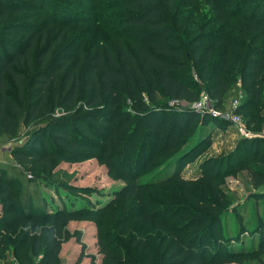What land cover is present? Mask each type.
<instances>
[{
	"label": "trees",
	"instance_id": "16d2710c",
	"mask_svg": "<svg viewBox=\"0 0 264 264\" xmlns=\"http://www.w3.org/2000/svg\"><path fill=\"white\" fill-rule=\"evenodd\" d=\"M80 1L94 15L64 0H0V137L12 140L21 124L43 120L53 144L42 137L29 152L12 147L6 154L19 163L34 160L47 172L52 162L84 159L96 149L125 185L101 209L48 212L32 201L29 186L25 202L20 199L21 179L14 170L1 173L0 250L11 251L20 264H61L66 225L92 220L100 264H264V212H256L257 202L243 204L252 207L245 220V207L231 208L232 199L216 185L180 195L174 184L187 181L179 172L158 179L168 170H160L164 156L165 166H183L185 157L200 154L207 144L198 137L187 155L174 159L181 145L191 142L199 113L172 109L167 99L191 105L206 91L219 110L239 84L236 112L248 114L252 125L262 122L257 118L264 110V0ZM32 10L43 23L34 20ZM116 10L123 13L117 32L130 43L117 51L105 44L84 66L89 32L102 26L101 13ZM84 22L91 27L76 34L74 44L58 49L61 35L44 40L52 26L68 36L73 25L81 28ZM75 55L80 59L74 61ZM194 76L202 80L199 85ZM127 102L132 109H125ZM250 142L256 139L244 141L243 148ZM246 159L238 169L250 171L263 186L264 156ZM218 177L206 169L202 180ZM249 233L259 240H240ZM235 240L238 251L231 244Z\"/></svg>",
	"mask_w": 264,
	"mask_h": 264
},
{
	"label": "rangeland",
	"instance_id": "374dc122",
	"mask_svg": "<svg viewBox=\"0 0 264 264\" xmlns=\"http://www.w3.org/2000/svg\"><path fill=\"white\" fill-rule=\"evenodd\" d=\"M64 1L68 4L70 2L74 9H79L83 13L90 15H94L95 13L86 2L80 1L81 3H76L77 0ZM114 2L115 0L111 1L109 5H112ZM30 13L34 14V20L43 23V20L36 16L38 12L32 10ZM122 14L121 10L100 14L102 26L93 25L84 43V66L102 47L103 49L105 48V44L117 51L122 45L130 43L126 38H123L124 36H122L121 32H117V18ZM88 25L86 22L80 24L81 28H77L78 26L74 27L73 25L71 30L67 31L68 36H66V31L62 27L58 25L52 26L46 33L44 40L61 35L62 42L58 49L63 46L65 47L68 43L74 44L77 41L76 34H80L84 31L83 29L87 30L91 27ZM40 38H42L41 35H39L38 39ZM74 59V61L79 60L80 55H75ZM194 81L198 85L202 82L197 76H194ZM238 87H240L239 84L232 88L221 109L216 111L214 102L208 100L209 103L205 104L204 111H195L199 113L193 126L196 131L192 136H188V141L191 142L183 143L174 159L187 155V151L198 141V137H202L207 142L204 150L197 155H188L189 160H186L187 158L185 157L183 161L186 162H184L183 166L179 164L170 167L165 166V161L167 162L169 158L166 159L167 156H164L160 170H168L158 179L163 180L166 179V176L172 175L173 172H179L180 176L188 183V185L187 183L185 185L181 183L174 184L175 193L180 195L187 191L200 193L201 190L206 189L205 187L211 184L216 185L219 191H222L227 198L232 199L231 208L240 205L245 207L242 209V216L247 220L250 218V214H252V207L243 204L248 201L250 205L257 202V206H255L256 212H264V198L260 200L254 198L257 195H264V185H257L256 179L253 178L250 171L238 168L251 155L259 153L261 156H264V110L260 112L261 114L257 118L258 121L261 120L262 122L257 125L250 124L248 114L237 113L236 110L241 100V91H239ZM87 94L89 96L90 91ZM206 97H209L208 93L202 91L201 98L205 99ZM145 100L148 101V97L145 96ZM163 100L165 99L159 96V103H164ZM129 104L127 102L125 109H132ZM165 104L178 111L192 110L190 108L191 105L187 103H176L174 105L171 104V100L167 99ZM206 115L210 116V118L204 124L202 119ZM234 117H238V119L236 120ZM135 121L132 125H134ZM44 125L45 122L43 120H36L29 127L21 124L17 136L12 140H9L5 136L0 137V145L9 143L7 145L19 147L20 151H28L31 144L39 141L42 137H45L47 141H51V137L47 130L44 129ZM248 139L253 141L256 139V142H250L246 145V148H243V142ZM208 142L210 143L208 144ZM51 143L53 144V141ZM93 150L90 149L86 152L84 159L77 156H67L70 159L68 161L64 159L52 162L51 168L47 172H44L45 168L43 166L34 164V160L19 163L12 154H5L0 156V174H7L11 170H14L21 179L19 183L20 199L25 202L26 188L29 186L31 188L30 193H33L34 197L32 201H35V204H40L41 208L48 212H55L66 207H73L74 209L83 211H87L88 209L98 210L108 205L114 199L115 193L125 185V182L122 179L115 178L109 171V168L101 162V152H96V149ZM249 162L252 164L251 161ZM255 167L258 169V165L255 164ZM206 169L211 171V173H219V177L212 181V183L206 179L202 180ZM261 175L264 174L260 173ZM44 177H48L50 180ZM67 187L76 188L77 192L71 191ZM161 193L166 196L165 191ZM187 195L189 194L187 193ZM0 219H4L1 203ZM229 221H231L230 225L234 226L233 221ZM66 226L68 232L65 234V237L68 241L62 243V250L59 254L61 264H75L83 253L84 258L80 264H100L99 258L101 256L97 246V228L94 221L73 220ZM43 227H46V225H43ZM256 235L252 236L249 233L247 236L241 237L240 240L242 241L245 237V241H249L255 237L256 241H258L259 236ZM78 237L80 240H78ZM231 244L234 245L233 248L236 251L241 248V245L239 247L236 240L231 242ZM6 251L4 249L0 250V264H20L11 251ZM93 260L95 261L93 262Z\"/></svg>",
	"mask_w": 264,
	"mask_h": 264
},
{
	"label": "built area",
	"instance_id": "2783aa9c",
	"mask_svg": "<svg viewBox=\"0 0 264 264\" xmlns=\"http://www.w3.org/2000/svg\"><path fill=\"white\" fill-rule=\"evenodd\" d=\"M211 100L209 97H206L205 99H203V98H200V100L198 101V102H196V103H194V104H191V109L193 110V111H204V109H205V104L207 103H209V101ZM178 104L179 102L178 101H176V100H174V101H171V104ZM181 104H186V103H181ZM215 110L217 111V109L215 108ZM234 116H236V115H234ZM236 120L238 119V117H234ZM234 120V119H233ZM11 149H12V147L10 146V145H0V152H2V153H8V152H10L11 151Z\"/></svg>",
	"mask_w": 264,
	"mask_h": 264
},
{
	"label": "crops",
	"instance_id": "0c3cea01",
	"mask_svg": "<svg viewBox=\"0 0 264 264\" xmlns=\"http://www.w3.org/2000/svg\"><path fill=\"white\" fill-rule=\"evenodd\" d=\"M6 153H2V152H0V156H3V155H5Z\"/></svg>",
	"mask_w": 264,
	"mask_h": 264
}]
</instances>
